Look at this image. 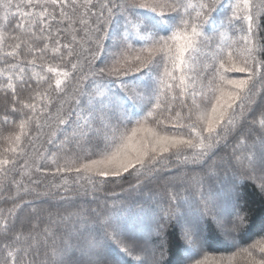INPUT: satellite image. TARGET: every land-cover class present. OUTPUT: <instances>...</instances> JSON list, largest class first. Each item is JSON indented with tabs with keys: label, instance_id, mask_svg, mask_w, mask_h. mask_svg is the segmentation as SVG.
I'll return each instance as SVG.
<instances>
[{
	"label": "snow or ice",
	"instance_id": "obj_1",
	"mask_svg": "<svg viewBox=\"0 0 264 264\" xmlns=\"http://www.w3.org/2000/svg\"><path fill=\"white\" fill-rule=\"evenodd\" d=\"M0 21V92L19 114L0 174L27 167L25 138L55 165L33 161L34 172L75 173L84 195L167 174L150 207L61 213L44 201L47 226L42 206L20 197L0 212V264H233L209 259L220 238L233 257L264 264V211L252 215L253 196L264 207V0H0ZM29 72L36 87L21 99ZM25 204L27 221L15 211Z\"/></svg>",
	"mask_w": 264,
	"mask_h": 264
},
{
	"label": "trees",
	"instance_id": "obj_2",
	"mask_svg": "<svg viewBox=\"0 0 264 264\" xmlns=\"http://www.w3.org/2000/svg\"><path fill=\"white\" fill-rule=\"evenodd\" d=\"M254 2L259 5L261 0H254ZM10 20L14 19L13 17L9 18ZM2 23V21H0ZM67 39V36L65 37ZM51 63V61H50ZM82 67H84L82 65ZM36 73L40 76H47L50 82L55 84V76L53 73H47L46 69L40 67L36 68ZM86 71V67H85ZM31 76V72L28 74ZM77 78L79 74L77 73ZM239 76L241 74H233ZM187 78L185 80L186 84L190 85V79L192 73L186 74ZM27 78V77H26ZM35 76H31V82L33 88H20L18 86L17 92L20 95L21 99H27L35 89ZM3 82V78H0V83ZM69 83L73 82L69 80ZM90 81H84L81 85L82 89L87 90V86ZM44 86V81H41V88ZM199 87V85H197ZM258 89H264V85H257ZM177 92L180 91L179 88L176 89ZM70 98V97H69ZM264 98V90L261 91V96L256 97L257 104L260 99ZM161 99H164L162 96ZM12 100L11 94L5 95L4 92H0V156L5 154V149L10 145L11 141L8 139L10 134L14 133L18 128V113H13L11 111ZM256 105L253 106L255 109ZM129 111H136L137 119L141 118L145 113H141L138 110H134L131 107ZM7 115L9 121L6 123L4 117ZM13 120H16V123H12ZM25 150L28 151V165L27 167L14 168L13 172L8 176H3L0 174V212L7 214L10 209L14 208V204L19 202L20 197H23L25 201H32L36 205L42 206L44 209L40 212L39 222L43 226H47L48 220V210L49 204L44 203V201H51V204L60 205L59 211L64 212L65 208L69 211H73L72 205L79 204L84 209L91 211L96 209L103 215L104 213H112L115 211L119 213L121 211V201H123L122 207L128 209L131 205L135 204L137 201L144 202L146 207H150L156 199L160 198V195L163 192V187L167 183L163 178L166 176V173L156 174L153 178L146 179L139 188H132L130 184L135 183L136 178L134 176H129L128 179L121 180L117 183L105 182L102 187H98L96 191H89L87 195H84L82 191L79 190V186L74 184L73 177L75 173L68 174L65 179H61L59 174L53 175L51 171L48 172H34L33 171V161L37 164H44L46 168L53 169L55 167L51 162V158L47 160H41L39 156L40 144L36 143L33 147V144L29 143L27 138H25V143L23 145ZM44 149H48V145L44 144ZM190 167H192L190 165ZM13 177L17 183H13ZM87 178V177H85ZM39 180L40 184L32 185L30 180ZM66 180V182H65ZM28 185V191L33 193L31 195L26 194L24 187L18 186L20 183ZM83 183V181L81 182ZM64 184L65 188L68 191H65L64 188H60L59 185ZM86 187L88 185H85ZM48 189V195L36 197L34 193L41 192L43 193L45 189ZM61 196H64L66 199H61ZM151 198V201H150ZM255 203H253L252 215L259 216V214L264 211L262 207L261 198L259 195L252 197ZM114 202H117V207L113 209L112 205ZM55 211V209H52ZM16 215L21 219L27 221L31 215H33L25 204L23 207L15 209ZM98 219V218H97ZM140 227L147 231L150 227V221L147 217H144L140 222ZM259 239V238H256ZM209 259L217 258L220 256L231 258L233 264H246L245 257L243 254L232 256L230 251H226L223 245V238L214 239L212 241V248L208 253ZM125 259H131V257H125Z\"/></svg>",
	"mask_w": 264,
	"mask_h": 264
},
{
	"label": "rangeland",
	"instance_id": "obj_3",
	"mask_svg": "<svg viewBox=\"0 0 264 264\" xmlns=\"http://www.w3.org/2000/svg\"><path fill=\"white\" fill-rule=\"evenodd\" d=\"M76 209H74L73 211H75Z\"/></svg>",
	"mask_w": 264,
	"mask_h": 264
}]
</instances>
